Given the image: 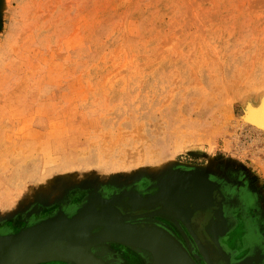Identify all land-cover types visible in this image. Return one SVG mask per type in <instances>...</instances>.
<instances>
[{"label":"rangeland","instance_id":"rangeland-1","mask_svg":"<svg viewBox=\"0 0 264 264\" xmlns=\"http://www.w3.org/2000/svg\"><path fill=\"white\" fill-rule=\"evenodd\" d=\"M263 103L264 0H0V249L114 205L139 213L130 225L173 222L207 264L188 231L217 204L204 231L224 264H264V216L246 238L226 205L264 207V134L243 120ZM174 189L192 216L166 203ZM90 251L154 261L121 242Z\"/></svg>","mask_w":264,"mask_h":264},{"label":"water","instance_id":"water-1","mask_svg":"<svg viewBox=\"0 0 264 264\" xmlns=\"http://www.w3.org/2000/svg\"><path fill=\"white\" fill-rule=\"evenodd\" d=\"M117 208L114 205H109L101 210H96L94 206L76 218L65 219L62 217L24 231L0 249V264H47L60 260L76 264H102L86 249L90 251L92 247L104 242L136 245L151 252L158 249L162 255L167 253L171 256L174 259L171 258L174 264H194L185 250L160 229L148 226L139 229V231L125 227L119 229V226L115 224L129 221L132 217L124 215ZM166 208L168 209V206ZM171 208L169 207L168 210ZM106 214H111L112 220L102 223V216ZM177 215L182 216L178 212ZM122 225L130 226L127 222ZM110 227H118V229L113 228L115 231H112L109 229ZM92 242L94 243L92 244ZM165 244H168L170 249H167ZM90 253L92 252L90 251Z\"/></svg>","mask_w":264,"mask_h":264},{"label":"flooded vegetation","instance_id":"flooded-vegetation-1","mask_svg":"<svg viewBox=\"0 0 264 264\" xmlns=\"http://www.w3.org/2000/svg\"><path fill=\"white\" fill-rule=\"evenodd\" d=\"M197 190V189H196ZM179 192H175L174 194H178L179 195V201H178V198H176V199H173L172 201H174L175 202V204L178 206L177 208H174V209H172L173 211L174 210H178L179 209V205H181V202H182V200H183V198H180L181 196H183L181 193H185V195L187 194V190H185V192H183L184 190L183 189H181V190H178ZM196 200L197 199H199L200 200V198H199V195H198V193L196 192ZM242 198H241V201H240V203H238V204H235L234 202H233V200L232 201H230V202H228V201H226V205H230L231 206V209H230V211H229V213H227V214H231L232 212H233V214H232V216H234L237 220H239V221H243V224L244 223H246L248 226H249V228H248V230H245L244 232H245V236H246V238H249L250 237V235H252L253 233H255V231L256 232H258V227H260V226H257V222L259 221V220H261V219H263V216H264V214L261 216V202H262V199L260 198V200L258 201V202H256V199L255 198H253V202L255 201V203H254V205H253V207L254 206H256V207H252L250 210H248L249 212H250V215L248 214V215H246V214H244V213H248L247 212V210H244V205H245V201L244 200H246V199H249V194L248 193H244V195H242L241 196ZM199 200H197V201H199ZM243 200V201H242ZM217 202V201H216ZM215 202V203H216ZM167 203H171V202H167ZM214 203V202H213ZM185 207H186V202H185V204H183ZM168 206V205H167ZM237 207V208H236ZM236 208V209H235ZM238 208H240V210L238 211V212H236L237 211V209ZM121 211H122V213L124 214V215H130L133 219L134 218H136L137 216H139V213L138 212H136V211H131V210H123V209H120ZM217 210V204L211 209V210H208L207 212H205V214L204 213H202V214H200V213H198L197 215H195L192 219H191V221H190V227H193V230H192V228H190V230L188 231L189 232V234L191 235V236H196L200 241H201V244H202V252L204 253V255L206 254L205 253V250H204V245H205V242L207 241V242H209V244H210V246H212L213 248H214V250L216 251V254H217V256L218 257H220L222 260H221V262H222V264H224V259H223V254L221 253V252H219V250L216 248V246L213 244V242L210 240V238L206 235V233H205V231H204V228H205V224L208 222V220H209V218H211V216H213L214 215V211H216ZM174 212H176L177 213V211H174ZM236 213V214H235ZM245 215V216H241V215ZM184 218H186V216L185 215H182ZM205 217V220H203L202 218H204ZM208 217V219H206ZM239 217V218H238ZM255 218H257V219H255ZM230 220V222H233L232 221V219H229ZM205 222V223H204ZM148 225V226H154V225H152V224H146V223H143V225H141L142 227H146V226ZM259 225V224H258ZM134 226H140V225H134ZM159 226V225H158ZM165 226V225H164ZM251 228V229H250ZM257 229V230H256ZM166 232L167 233H175V225L173 224V222H171V221H169L168 219H166ZM188 234V235H189ZM239 234H240V232H239ZM195 250V249H194ZM196 251V250H195ZM139 253V252H138ZM139 255H141L142 257H144L143 259H145V261L148 259V261H149V256L147 255V254H145V253H139ZM115 258L113 257V260H114ZM202 262H203V260H202V258H197L196 257V263L197 264H202Z\"/></svg>","mask_w":264,"mask_h":264},{"label":"bare ground","instance_id":"bare-ground-1","mask_svg":"<svg viewBox=\"0 0 264 264\" xmlns=\"http://www.w3.org/2000/svg\"><path fill=\"white\" fill-rule=\"evenodd\" d=\"M264 104V103H263ZM247 105H248V103H247ZM262 105V104H261ZM250 106H252V105H250ZM263 106V105H262ZM261 106V107H262ZM250 108V107H249ZM253 108V107H252ZM243 120H244V122L245 123H247V124H249V125H251L252 127H254L255 129H257V130H259L260 132H262L263 134H264V107H262V109L261 108H257V109H250V110H248V112H247V115L246 116H244L243 117ZM207 174V173H206ZM197 176V175H196ZM198 176H200V175H198ZM190 180H191V178H190ZM186 183V182H185ZM187 184V183H186ZM213 184V183H212ZM201 186L202 185H199V187H200V191L202 192L203 190L201 189ZM203 186H205V185H203ZM214 186V185H213ZM176 187V186H175ZM180 187H182V185L181 186H179V188ZM206 189V188H205ZM208 189H209V186H208ZM195 190V189H194ZM175 191H177V192H179L178 191V189H174V192ZM183 192H185V191H183ZM206 193V192H205ZM219 193V192H218ZM183 196H181L180 198H183V200H182V202H181V205H179V209L178 210H176L178 213H180V214H182V215H185L186 217H188V216H192V214H193V211H194V207L193 206H190L191 207V209L190 208H188V207H185L183 204H185V202H187V198H188V194H186L185 195V193H181ZM192 194V193H191ZM207 194V193H206ZM202 195V194H201ZM203 196V195H202ZM170 198L171 199H176V198H178V201H179V195L178 194H173V195H171L170 196ZM201 198V197H200ZM203 198V197H202ZM130 202H132V201H130ZM170 202L171 203H168V204H171L174 208H177L178 206L175 204V202L174 201H172V200H170ZM126 204L124 205L126 208H128L129 207V203H127V202H125ZM167 203V202H166ZM168 204H166V205H168ZM200 204V203H199ZM212 204V203H211ZM208 206H209V204H208ZM118 209V208H117ZM102 219H103V221H101L102 223H108L109 221H110V219L112 220V218H111V214H106V215H104V216H102ZM133 219V218H132ZM132 219H130L129 221H123V223H125V222H127V224H130L129 222L132 220ZM132 222V221H131ZM221 222V221H220ZM122 222H121V224L119 223H117V224H115L116 226H119V229H121L122 227H125V228H128V229H134L135 231H139V229H141V228H143V227H138V226H134V225H130V226H124V225H122L123 224ZM219 223V222H218ZM227 224V223H226ZM225 224V225H226ZM113 228H117L118 229V227H113ZM113 228H109V229H111L112 231H115V229H113ZM190 228H192V230H193V227H190ZM142 230H145V229H142ZM118 232L120 231V232H122L121 230H117ZM220 232V231H219ZM219 234V233H218ZM161 237V236H160ZM163 238V237H162ZM222 238V237H221ZM160 242H162L161 240H159ZM95 242V241H94ZM94 242H92V244L94 243ZM164 243V242H163ZM92 244H90V245H92ZM168 245V244H167ZM166 244H165V247L167 248V249H170V248H168V246H167ZM222 246V245H221ZM204 250H205V257H204V259H205V261H206V263L207 264H222V262H221V258L220 257H218L217 256V254H216V251L214 250V248L212 247V246H210V244H209V242H205V245H204ZM89 248V247H88ZM225 248V247H224ZM155 250V249H154ZM86 251L89 253V254H91L92 256H94L96 259H98L102 264H106L105 262H103L99 257H96L95 255H93L92 253H90V251L88 250V249H86ZM150 251V250H149ZM223 251V250H222ZM161 251H159L158 249H156L155 250V252H151V254H152V257L154 258V261H153V263L152 264H174L173 263V261H172V257L171 256H169L167 253L165 254V255H162V253H160ZM220 252V251H219ZM150 253V252H149ZM172 258V259H171ZM174 260V259H173ZM191 260V259H190ZM192 261V260H191ZM227 261V260H226ZM246 262V261H245ZM193 263L194 264H197V263H195L194 261H193ZM133 264H145L144 263V261L141 259V258H139V257H137L134 261H133ZM248 264V263H247Z\"/></svg>","mask_w":264,"mask_h":264},{"label":"crops","instance_id":"crops-1","mask_svg":"<svg viewBox=\"0 0 264 264\" xmlns=\"http://www.w3.org/2000/svg\"><path fill=\"white\" fill-rule=\"evenodd\" d=\"M254 207H256V206H254ZM254 207H253V208H254ZM253 208H252V209H253ZM263 214H264V207H263L262 204H261V216H262ZM47 264H48V263H47Z\"/></svg>","mask_w":264,"mask_h":264}]
</instances>
